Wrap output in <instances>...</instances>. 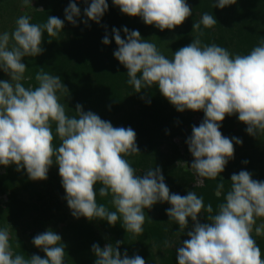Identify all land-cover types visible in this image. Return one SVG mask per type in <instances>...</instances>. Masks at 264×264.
<instances>
[{
  "label": "clouds",
  "instance_id": "clouds-1",
  "mask_svg": "<svg viewBox=\"0 0 264 264\" xmlns=\"http://www.w3.org/2000/svg\"><path fill=\"white\" fill-rule=\"evenodd\" d=\"M84 2L87 19L80 22L100 23L109 9L108 0ZM235 3L213 0V7L223 9ZM21 4L32 6V0H21ZM112 5L160 31L175 29L193 14L187 0H112ZM80 16L81 9L70 0L63 20L49 15L45 22L33 23L31 16L21 15L11 33L0 31V71L8 77L0 79V166L15 165L30 180H46L50 167L57 165L63 198L74 218L105 220L109 226L121 221L133 236L144 231L145 210L167 202L168 221L183 234L190 228L188 239L175 247L177 264H264V254L252 235L253 230L257 236L264 235V223L254 229L257 219L264 218V180L253 179L247 170L232 173L229 190L213 214L212 204L205 205L195 191L170 192L160 166L137 174L126 159L141 154L133 128L114 127L97 113L84 111L79 103L74 114H69L70 108L61 102L69 89L59 75L40 67L35 74L37 85L25 86V58L44 52L45 33L59 37L65 20L75 26ZM215 24V16L205 12L192 30L201 32V25L212 28ZM111 34L117 45L113 56L127 69L126 83L134 92L155 87L178 112L203 111L202 121L192 125L185 141L194 158L190 167L185 164L199 178H219L216 195L220 196L224 188L220 174L234 158V144L243 143L220 131L226 115H236L249 135L264 134V39L247 54H239L214 42L203 44L197 36L169 58L142 38L139 30L113 27ZM101 42L110 44L109 35ZM54 139H59L58 146ZM97 183L99 196H110L114 210L97 203ZM202 211L208 214L204 223L198 219ZM31 243L45 256L14 254L8 229L0 227V264H65L67 245L54 230L38 233ZM122 243L117 240L103 247L93 243L94 264H146L138 254L129 256L126 249L121 253ZM16 247H20L19 240Z\"/></svg>",
  "mask_w": 264,
  "mask_h": 264
},
{
  "label": "trees",
  "instance_id": "trees-1",
  "mask_svg": "<svg viewBox=\"0 0 264 264\" xmlns=\"http://www.w3.org/2000/svg\"><path fill=\"white\" fill-rule=\"evenodd\" d=\"M69 2L32 0V6H23L21 0H0V20L4 19L2 17L5 14H10L13 17L11 31L21 15L31 16L33 23L45 22L49 15L63 20L64 9ZM75 2L81 9V16L76 18L77 25L65 20L59 37L44 34L42 54L25 58L28 67L23 83L26 87L37 85L35 74L40 67L59 75L69 89V96L61 98L66 108H70L69 114H74L79 103L84 111L97 113L114 127L133 128L141 154L126 159L137 170V174L160 166L170 192L186 195L188 191H195L203 196L205 205L212 204L213 214L229 190L232 173L247 170L252 173L253 179L264 180V134L251 136L245 131L247 126L236 115H226L220 131L224 136L242 139L243 143L234 144V158L229 160L220 174L224 178L220 196L216 195L219 178H202V184L198 183L195 175L182 164L185 156L193 158L185 141L191 135L192 125L199 126L200 123L194 118L199 116L203 119V111L178 112L155 87L140 93L134 92L132 86L126 83L127 69L113 56L117 45L111 34L113 27L122 29V26H127L130 30H139L142 38L156 44L169 58L197 36L203 44L214 42L232 53L247 54L264 39V0H236L235 4L223 9L213 7V0H187L193 14L182 25L164 31L144 24L138 16L122 14L118 7L112 5V0H108L109 9L100 23L88 20L85 25L80 21L87 19L83 10L88 4L84 0ZM205 12L212 13L217 24L212 28L201 25V32L192 30L193 23L198 22ZM105 34L111 40L108 45L101 42ZM121 36L124 37L123 31ZM234 122L242 125L243 132L233 130ZM53 143L58 146L60 141L54 139ZM245 160L247 164L243 163ZM48 177H51L48 182L52 187L50 193L45 192L43 187L45 180H30L24 170L16 171L15 165L0 167V227L8 229L14 254L26 258L32 254L44 257L45 253L35 247L31 240L50 228L60 234L67 245L65 264H94L96 257L91 251V245L98 243L103 247L117 240L123 241L119 245L121 253L126 249L129 256L138 254L145 259L146 264H177L175 247L180 240L188 239L186 232L190 228L183 234L177 231L178 225L168 221L165 209L170 205L167 202L146 209L144 231L141 235L133 236L126 233L121 221H117L115 226H109L105 220L74 218L63 198L65 191L57 165L50 167ZM100 186L99 183L95 186L97 203L114 210L110 196H99ZM1 197L5 199L1 200ZM207 215L202 211L198 217L201 223L207 222ZM147 216L153 221L147 219ZM192 223L189 218V225ZM252 235L264 254V235L257 236L254 230ZM17 240L20 241V247H16ZM165 241L169 242V246H165Z\"/></svg>",
  "mask_w": 264,
  "mask_h": 264
},
{
  "label": "rangeland",
  "instance_id": "rangeland-1",
  "mask_svg": "<svg viewBox=\"0 0 264 264\" xmlns=\"http://www.w3.org/2000/svg\"><path fill=\"white\" fill-rule=\"evenodd\" d=\"M8 16V17H7ZM11 15L10 14H5L4 19L0 20V31H8L9 33H11V26L13 24V17H10ZM0 77L1 79H6L7 78V75L5 73H3L2 71H0ZM195 121L197 123H200L202 121V119L199 117V116H195ZM233 130L235 131H242L243 132V128H242V125L240 123H236L234 122L233 124ZM241 129V130H240ZM190 156H185V160L183 161V166L185 168H187V165L190 167V164H191V161L194 159V158H188ZM185 162H187V165L185 164ZM0 167H4V166H0ZM190 172H192L194 174L193 171L189 170ZM195 175V174H194ZM50 178L51 177H48L46 180H45V183H43V187H45V192L48 191V193H50V190L52 189V187L49 186V181H50ZM195 178L197 180L198 183H200V181L202 180V178H199L195 175ZM47 195H50V194H47ZM63 196V195H62ZM5 198L4 197H1V200H4ZM63 199V198H62ZM261 223H264V218H258L257 221H256V226H259Z\"/></svg>",
  "mask_w": 264,
  "mask_h": 264
}]
</instances>
